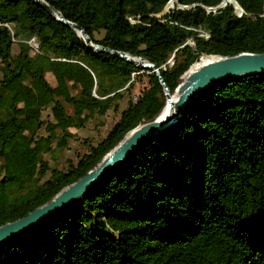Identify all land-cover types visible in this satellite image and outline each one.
Instances as JSON below:
<instances>
[{"label": "trees", "instance_id": "obj_1", "mask_svg": "<svg viewBox=\"0 0 264 264\" xmlns=\"http://www.w3.org/2000/svg\"><path fill=\"white\" fill-rule=\"evenodd\" d=\"M43 1L91 42L152 63L171 93L207 54L264 51V0H176L162 13L168 0ZM141 69L147 87L104 136L41 180L50 144L63 147L84 111L115 107ZM163 101L150 68L90 49L33 0H0V224L82 176ZM0 264H264V73L209 86L82 197L0 243Z\"/></svg>", "mask_w": 264, "mask_h": 264}, {"label": "water", "instance_id": "obj_2", "mask_svg": "<svg viewBox=\"0 0 264 264\" xmlns=\"http://www.w3.org/2000/svg\"><path fill=\"white\" fill-rule=\"evenodd\" d=\"M33 1L38 3L54 19L72 28L90 49L111 53L140 68H150L163 86L164 97L166 98L167 94L170 93L163 83L157 68L152 63L139 56L131 55V57L128 53L109 49L91 42L83 29L64 19L56 9L45 1ZM168 2L176 3V0H169ZM221 5L220 0L217 7ZM181 7L186 8L187 6ZM241 12L242 10L239 7V14ZM207 55L213 56V58L200 64L192 71H189V67L179 77L180 81L173 90L176 91V98L174 100L167 98L169 107L163 119L156 120V114L152 119L138 123L123 134L82 176L61 187L50 198L28 211L25 215L0 224V243L51 218L82 197L97 180L133 154L138 146L171 126L186 111L195 98L212 84L237 76L264 73V51H242L232 55ZM182 76L183 78L181 79Z\"/></svg>", "mask_w": 264, "mask_h": 264}, {"label": "rangeland", "instance_id": "obj_3", "mask_svg": "<svg viewBox=\"0 0 264 264\" xmlns=\"http://www.w3.org/2000/svg\"><path fill=\"white\" fill-rule=\"evenodd\" d=\"M171 5L175 6L176 4L172 2H167L160 13L165 11L168 6L173 8ZM224 6L232 7L230 5ZM233 12L239 15V9L235 10L233 8ZM95 37L97 38L98 35H96ZM13 50H16L15 45L13 46ZM170 64L168 63L167 65ZM147 74L148 70L142 69L139 70L137 74H131L130 83L127 84L124 89L122 88L118 91L119 93H121V96L119 98L114 97V99L111 101V104H115V107L110 105L105 111H103L102 114L96 111L87 114V112L84 111L83 114H86L85 121L79 127L67 128L68 132L71 135L66 139V143L63 147L58 148L55 146L54 142L51 143L50 150L47 153H43L42 155V160L44 161L45 165V172L41 177V180L48 178L50 170H63L68 165L76 163L79 156L86 152L87 146L95 145L104 136L106 131L111 127V125L116 121L119 115V111L124 108L127 101L129 99L131 100V97L136 94L141 89V87H147ZM46 79L52 83V79L49 74L46 75ZM179 81L180 79H178V82ZM93 94L96 96V92L91 90V95L95 97ZM66 111H71L69 105L66 106ZM40 119H51V113L49 108L43 109ZM39 135L42 137L46 136V132L43 127L40 128Z\"/></svg>", "mask_w": 264, "mask_h": 264}, {"label": "bare ground", "instance_id": "obj_4", "mask_svg": "<svg viewBox=\"0 0 264 264\" xmlns=\"http://www.w3.org/2000/svg\"><path fill=\"white\" fill-rule=\"evenodd\" d=\"M131 56V55H130ZM209 56V55H208ZM132 57V56H131ZM211 58L210 59H212L213 58V56H210ZM133 58H135V57H133ZM202 58V57H201ZM200 58V59H201ZM207 60H209V59H203V60H201L200 62H198L197 63V65H196V67H198L200 64H202V63H204L205 61H207ZM192 66V65H191ZM195 67V68H196ZM191 68V67H190ZM195 68H193V69H195ZM192 69V70H193ZM191 70V71H192ZM190 71V70H189ZM167 98H169L170 100H174L175 98H176V91H173L172 93L170 92V93H168L167 94V96H166V98H165V104H164V106L161 108V110L159 111V114L155 117L156 118V120H161V119H163L164 117H165V115H166V113H167V110H168V107H169V101L167 100Z\"/></svg>", "mask_w": 264, "mask_h": 264}, {"label": "built area", "instance_id": "obj_5", "mask_svg": "<svg viewBox=\"0 0 264 264\" xmlns=\"http://www.w3.org/2000/svg\"><path fill=\"white\" fill-rule=\"evenodd\" d=\"M172 6V5H171ZM179 5L178 4H176L175 6H172V7H178ZM128 20L129 21H131V22H134V21H136L135 20V18H132L131 16H129L128 17ZM28 43H29V45L33 48V49H35L36 48V46H37V44H36V41H35V39H33V38H30L29 40H28ZM55 59H57V60H64V58L63 57H58V58H55ZM167 63L166 64H170L171 62H172V55L167 59V61H166ZM142 85V84H141ZM145 87L146 86H144V87H141V89L136 93V94H134L132 97H131V101L132 102H134L136 99H137V97L139 96V94L145 89ZM94 95V94H93ZM131 95V94H130ZM95 96V95H94ZM96 98H100L99 96H95Z\"/></svg>", "mask_w": 264, "mask_h": 264}]
</instances>
